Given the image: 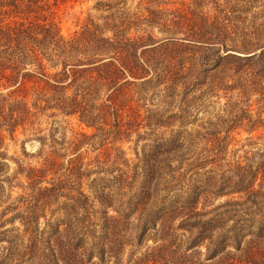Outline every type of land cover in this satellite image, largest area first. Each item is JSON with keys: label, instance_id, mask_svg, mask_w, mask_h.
I'll return each mask as SVG.
<instances>
[{"label": "trees", "instance_id": "obj_1", "mask_svg": "<svg viewBox=\"0 0 264 264\" xmlns=\"http://www.w3.org/2000/svg\"><path fill=\"white\" fill-rule=\"evenodd\" d=\"M59 1L0 0V148L3 134L18 130L38 141L36 163L17 160L9 174L0 162V197L23 190L0 211V264H122L127 234L138 246L153 241L132 264H264V161L254 167L247 155L227 154L245 115L228 120L223 137L215 127L197 151L199 131L182 129L169 110L181 102L185 113L195 91L260 92L264 101V45L224 56L222 13L194 19L180 9L115 10L69 37L49 21H11ZM232 57L244 75L207 85L206 72ZM151 90L163 107L147 103ZM72 118L92 131L63 125ZM135 134L149 140L138 162L122 156ZM103 149L104 160L85 161Z\"/></svg>", "mask_w": 264, "mask_h": 264}, {"label": "rangeland", "instance_id": "obj_2", "mask_svg": "<svg viewBox=\"0 0 264 264\" xmlns=\"http://www.w3.org/2000/svg\"><path fill=\"white\" fill-rule=\"evenodd\" d=\"M44 7L43 9L35 7L36 10L30 15L21 13L18 16H13V20L11 19V21L19 19L25 22L35 21L36 19L49 21L57 27L63 36L69 37L75 31H80L93 22L103 25L105 22L104 16L109 15L115 10L122 9L131 13L136 12L147 15L151 11L180 9L190 11L194 19L199 14L213 16L214 14L222 13V54L224 56L227 53L245 55V51L242 50L243 47L247 48L253 43L264 45V0H60L58 3L46 4ZM155 33L161 35L158 30ZM225 46H227L228 51H225ZM262 49H257V51L250 54H259ZM235 60L234 57L222 59V65L219 68L207 71L206 75L209 77L207 85H215L220 83V81L223 82V79L244 75L242 72L237 75L236 68H234L236 64L233 63ZM190 97L191 101L188 103L185 113L182 112L183 105L181 102L175 103L169 110L181 115L180 120L184 124L182 129L193 132L199 131L198 138H196L197 151L205 146V139L203 137L214 136L209 132H212L215 127L218 130L216 135L223 137L227 134L223 127L226 122L232 119L237 120L235 119L236 116L243 117L245 115L246 118L236 122L237 126H234L235 128L229 133V137L233 141L228 147V158L237 159L239 157V159H243L244 155H247L250 157V161L254 164V167H257L261 161H264V101H260L262 97L260 92L248 93L245 96L238 93V90L226 91L221 89L214 90L213 92L211 90L205 92L195 91L191 93ZM161 98L160 91L151 90L147 96V103L152 107L154 103L162 104L160 102ZM163 106L164 104L161 105V107ZM241 106L249 108V110L243 112L239 109ZM142 112L144 111L142 110ZM249 119H251L250 122ZM40 121L44 127L52 126L53 124V121L46 116L40 117ZM63 125H67L70 130L74 131H84L87 133L92 131L91 128L84 124H79L75 118L70 119L68 123L64 122ZM176 128L179 129L177 126ZM162 130L160 129V132ZM144 131V128L140 129L142 134H144ZM29 136L30 132L27 131L24 134L21 130H18L14 139L8 133L3 134L0 153L5 157L2 158L0 156V162L8 164L10 167L9 174L17 168V160L24 163H36V159L32 155L38 149V141L30 139ZM137 137V134H135L131 140L122 143V156L134 162H138L139 157L147 150L143 145L147 141L149 142V140L143 139L137 141ZM97 154H100V159L104 160L106 152L103 149L100 151L89 150V153L84 155L86 157L85 161L95 159ZM112 159L113 156L107 161L108 164L105 167L112 164ZM93 165V169H97L96 164L93 163ZM117 174L118 171L114 170L107 177L113 178ZM95 176L93 175L92 178ZM14 182L25 184L22 179ZM87 183L88 181L85 182L84 189L91 194L92 190H90ZM17 185L9 193L6 191L0 197V211L7 204L11 203L18 194L23 192L22 188ZM235 195L236 198L239 196V194ZM92 198L94 197L92 196ZM227 198V196L219 197L211 202L217 205ZM95 203L96 207L100 206L98 201L95 200ZM59 217H63L60 209L55 212L54 221ZM253 222L258 224L259 221L254 218ZM12 225L15 227L20 226L19 222L14 224L7 222L4 228L12 227ZM42 227H45L44 224H42ZM124 241L128 245L124 249L122 264H132V262H129V259L143 256L153 244V241L146 237L143 244L138 246L135 244L136 239L131 236L129 237V234L126 235ZM6 245V241L0 243V252L2 246ZM109 264L112 263L109 262Z\"/></svg>", "mask_w": 264, "mask_h": 264}]
</instances>
